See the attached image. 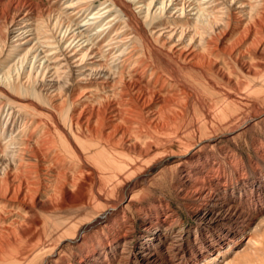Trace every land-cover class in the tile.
I'll list each match as a JSON object with an SVG mask.
<instances>
[{
	"label": "bare ground",
	"instance_id": "bare-ground-1",
	"mask_svg": "<svg viewBox=\"0 0 264 264\" xmlns=\"http://www.w3.org/2000/svg\"><path fill=\"white\" fill-rule=\"evenodd\" d=\"M47 2L0 0V94L8 99L6 103L0 101V264L33 260L40 251L38 244H44L43 238L58 243L68 239L84 242V233L112 220L138 180L151 166L164 162L168 154L151 150L150 139L161 141L160 132L176 125L191 102L210 118L209 106L180 79L181 70L195 71L204 78L207 70L218 72L217 58L231 61L247 82L235 81L232 91H222L223 99L230 102L237 101L241 91L251 94L264 86V76L255 70L264 50V0ZM245 53L254 59L253 64L242 60ZM246 101L251 103L252 115L223 136L264 116V108L253 100ZM205 140L173 155L189 162ZM82 145L87 152L81 151ZM107 150H114L117 159H122L119 171L123 172H116L115 181L106 187L96 165L108 160L103 157L106 153L101 156ZM129 150L139 157L140 164L130 165L129 159L122 158ZM63 154L80 161L81 169L73 171L65 166ZM53 168L50 179L48 173ZM84 177L87 191L95 192L107 204L100 211L91 205H72L70 213L77 217L79 208H84L86 215L74 220L71 235L63 234L68 213L63 210L64 201L84 191ZM119 179L122 181L117 186ZM67 183L76 188L75 192L66 187ZM113 184L121 195L120 202L107 198ZM48 189L50 192L40 199ZM189 193L197 210L206 209L204 215L220 211L217 223L239 217L236 209L218 202L201 186ZM38 210L44 227L40 235L31 236L27 226L37 224L34 217ZM2 211L22 212L23 220L2 225ZM230 234L223 232L207 242L196 258H190L192 261L181 248L182 264H201L214 252L220 255L224 247L229 250L234 243ZM31 237H36L37 245ZM26 238L33 241L32 250L19 247L20 240ZM150 243L148 246H153ZM53 255L54 250L41 263L46 264ZM143 256L146 262L152 258L150 250ZM257 257L248 254L239 264H249Z\"/></svg>",
	"mask_w": 264,
	"mask_h": 264
},
{
	"label": "rangeland",
	"instance_id": "rangeland-1",
	"mask_svg": "<svg viewBox=\"0 0 264 264\" xmlns=\"http://www.w3.org/2000/svg\"><path fill=\"white\" fill-rule=\"evenodd\" d=\"M29 1L42 5L48 4L47 0ZM98 3L99 1L96 2V4ZM217 59L218 72L207 70L205 73V77L210 82L195 71L181 70L180 76L183 82L194 89L196 96H201L205 104L209 106L212 112L210 118H205L197 105L191 102L186 112L179 116L176 125L167 127L160 132L159 136L163 137V141L150 139L151 150H165L162 154L168 155L164 162L150 167L148 174L138 180L136 188L134 187L128 193L125 201L120 202L119 191L116 188L113 189L115 185H120L122 179L116 180L115 185L113 184L112 188H109L107 198L112 197V200L121 203L114 218L107 224L99 226L98 229L84 233L86 237L82 243L71 242L70 239L63 240L64 238L63 242L58 243L52 238L46 239V241L43 238L45 245L41 242L36 248L40 250V253L34 255L33 260H25L26 263L24 261L20 264H42L41 260L52 250H54V257L49 256L48 264H182L183 259L181 258L184 257L180 252L181 248L189 261H192L190 258L195 257V254L202 251L203 248L205 249L207 242L216 240V237L218 238L226 231L231 233L230 238L231 235H234L232 237L234 243L230 249L227 250L224 247L222 253L217 256L215 252L212 253L210 258L201 264H239L240 261L244 262V258L248 254L258 255L257 262L254 260L249 264H264V116L251 121L247 124L248 126L223 136L224 133H229L236 124L252 115L251 103L246 101V98L253 100L260 108H264V86L251 94L241 91L242 94L239 95L240 98L237 101L224 100L221 96L223 90L232 91L231 86L235 81H242L243 84L247 81L243 74L241 77L239 74L241 71L231 61ZM242 60L246 64L255 62L248 53L242 56ZM257 61H259V65L255 70L263 77L264 50L261 53V58H258ZM0 101L8 102L7 96L0 94ZM27 108L30 109L29 106ZM201 139L206 140L201 144L202 146L195 149L189 162H184L173 155L189 149ZM56 147L61 151L59 144ZM80 149L85 152L88 150L84 145ZM105 153L108 155L106 156ZM113 153L114 150L104 151L101 156L105 155L106 157H103L108 160L105 161L106 163L103 161L98 164L99 166L96 165V168L102 173L100 180L106 187L111 186L115 181L116 172H123L119 171L122 159L120 157L117 159ZM125 153L126 157L122 158H126V161L129 159L128 164L139 162V157L132 150ZM128 155L131 156L128 157ZM74 159L63 154L62 163L65 166L69 165L73 171L81 169L83 164L76 159L74 161ZM87 161L86 163L89 162L95 166L92 161ZM141 169L142 167H139L138 170ZM53 170L54 168L49 170L51 175L48 173V178L50 179L55 173ZM85 178L81 180L84 191L78 196L73 195L75 197L72 200L64 201L63 210L68 213L66 212L67 216L65 220L63 219V234H72L76 225L74 220H77L79 216L83 218L86 215L84 208H79L77 217L70 213L69 209L72 205L73 208L82 204L91 205L94 211H100L107 204L106 201L99 200L95 192L92 191L91 194L87 191L88 180ZM90 180L91 183L92 180ZM95 181L97 184L98 180L95 179ZM200 186L218 202L236 209L239 217L234 216L231 220L217 223L216 219L220 216L216 214H220V211L208 212L209 216L215 218L213 220L204 215L207 213L206 209L197 210L198 206L192 202L189 192ZM66 187L74 192L76 190L70 183H67ZM44 192L40 194L42 200L45 198V194L50 192V189ZM1 214L2 218L4 217L2 225H16L18 221L23 220L22 212L5 213L2 211ZM251 217L254 218L251 220ZM34 219H37L38 225L27 226V229L31 228V236L40 235L44 227L39 210ZM41 225L43 226L41 227ZM238 237L239 239L242 237V239L237 241ZM31 238H34L33 241L37 245L36 243L39 241H35L36 237ZM28 239L20 240L19 247L32 250L33 241ZM150 242H153V246H148L151 244ZM51 247H53L52 250ZM148 250H150L152 258L149 262L142 261L143 253ZM16 261L7 260L3 264H15Z\"/></svg>",
	"mask_w": 264,
	"mask_h": 264
}]
</instances>
